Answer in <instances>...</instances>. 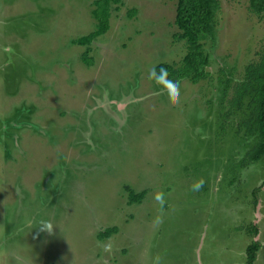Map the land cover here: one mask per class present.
Listing matches in <instances>:
<instances>
[{
	"label": "rangeland",
	"instance_id": "374dc122",
	"mask_svg": "<svg viewBox=\"0 0 264 264\" xmlns=\"http://www.w3.org/2000/svg\"><path fill=\"white\" fill-rule=\"evenodd\" d=\"M95 1L0 0V264H248L253 240L264 264V162L247 160L244 117H223L264 46V16L221 0L211 76L179 81L174 102L149 71L186 55L175 0L113 5L89 68L73 41L96 31Z\"/></svg>",
	"mask_w": 264,
	"mask_h": 264
},
{
	"label": "trees",
	"instance_id": "16d2710c",
	"mask_svg": "<svg viewBox=\"0 0 264 264\" xmlns=\"http://www.w3.org/2000/svg\"><path fill=\"white\" fill-rule=\"evenodd\" d=\"M220 1L175 0L176 16L174 24L179 30L175 38L177 41L185 43L187 52L181 65L164 63L158 65L157 68L166 67L175 79L179 81L189 80L193 84H198L211 76L208 68L212 65V56L206 50V45L216 39V21L221 9ZM248 3L251 13L263 18L264 0H248ZM120 4H122V0H96L92 11V15L98 22L96 31L73 41L74 44L87 47V51L82 56V62L87 67H92L94 63V60L89 58V46L97 38L108 33L111 27L113 5L118 6ZM136 13V10H132L129 17H134ZM258 55L257 61L246 66L243 79L234 83V96L229 102L230 111L223 116L226 119L232 115L244 117L238 125L237 135L243 130L245 132L244 139H248L249 136L254 138L255 146L247 153V160L252 164L264 162V46ZM219 72L224 77L220 78L223 81L221 84L224 85L225 91H227L232 86L233 78L229 77V72H225V69L220 68ZM243 162H246V159ZM262 187H264V183ZM125 189L128 192L129 204H140L147 193L145 191L136 193L129 187ZM253 195L255 199L253 203L257 206L258 191H255ZM116 231L115 228L107 229L99 233L98 239L105 241ZM249 233L253 238H256L259 230L253 225ZM259 250L260 244L253 240L247 249L248 264L255 263Z\"/></svg>",
	"mask_w": 264,
	"mask_h": 264
},
{
	"label": "clouds",
	"instance_id": "9594fccd",
	"mask_svg": "<svg viewBox=\"0 0 264 264\" xmlns=\"http://www.w3.org/2000/svg\"><path fill=\"white\" fill-rule=\"evenodd\" d=\"M149 79L154 81L155 84L161 86L167 91L168 96L174 101L179 102L180 98V82L170 75L169 70L166 67H153L149 71ZM204 185V181L201 179L192 186L193 191H199ZM156 200L163 204V194H158ZM55 226L47 220H42L39 222L38 234L39 232H47L49 235L53 233ZM257 242V240H255ZM259 243V242H258Z\"/></svg>",
	"mask_w": 264,
	"mask_h": 264
},
{
	"label": "flooded vegetation",
	"instance_id": "af4514ba",
	"mask_svg": "<svg viewBox=\"0 0 264 264\" xmlns=\"http://www.w3.org/2000/svg\"><path fill=\"white\" fill-rule=\"evenodd\" d=\"M254 204V203H253ZM255 205V204H254ZM259 205H261L260 203H259V200H258V204H257V206H256V208L259 206ZM259 210L261 209V208H258ZM259 230V229H258ZM259 234H260V232H259ZM258 234V235H259Z\"/></svg>",
	"mask_w": 264,
	"mask_h": 264
}]
</instances>
